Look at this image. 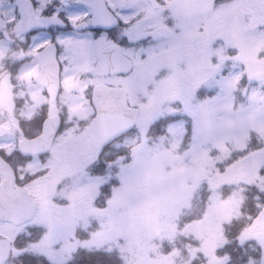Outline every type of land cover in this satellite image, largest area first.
<instances>
[{
    "label": "snow or ice",
    "instance_id": "obj_1",
    "mask_svg": "<svg viewBox=\"0 0 264 264\" xmlns=\"http://www.w3.org/2000/svg\"><path fill=\"white\" fill-rule=\"evenodd\" d=\"M0 264H264V0H0Z\"/></svg>",
    "mask_w": 264,
    "mask_h": 264
}]
</instances>
